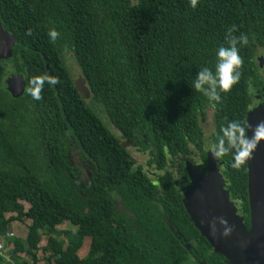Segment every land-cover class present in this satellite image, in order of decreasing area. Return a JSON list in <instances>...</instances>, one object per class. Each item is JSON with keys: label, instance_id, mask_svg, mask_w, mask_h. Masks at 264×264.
I'll return each mask as SVG.
<instances>
[{"label": "trees", "instance_id": "trees-1", "mask_svg": "<svg viewBox=\"0 0 264 264\" xmlns=\"http://www.w3.org/2000/svg\"><path fill=\"white\" fill-rule=\"evenodd\" d=\"M0 16L16 37L14 55L0 60V264H40L41 249L45 264H232L186 208L184 162L193 157L207 172L210 109L213 143L231 120L247 136L254 94L264 101V0L195 7L190 0H0ZM232 25L234 35L248 37L241 79L220 104H209L191 84L214 65ZM52 28L60 33L55 42ZM67 54L102 114L77 89ZM12 74L27 82L19 97L7 88ZM122 139L149 155L156 179ZM77 151L90 171L85 178L73 162ZM233 156L217 159L218 167L250 228L248 161L233 168ZM25 218L27 236H8ZM66 222L75 229L59 230Z\"/></svg>", "mask_w": 264, "mask_h": 264}, {"label": "water", "instance_id": "water-1", "mask_svg": "<svg viewBox=\"0 0 264 264\" xmlns=\"http://www.w3.org/2000/svg\"><path fill=\"white\" fill-rule=\"evenodd\" d=\"M16 37L8 32L0 16V60L14 55ZM261 65L264 57L260 56ZM77 89L84 97L91 92L80 73L74 75ZM14 97L23 95L27 82L23 74H12L6 79ZM264 107V103H261ZM258 114V113H256ZM253 112L248 113L247 136L260 139L247 157L250 203V228L230 199L229 190L219 167L213 166L208 151L207 172L200 165L186 162L190 185L183 191L186 208L201 234L214 250L225 255L232 264H264V133L253 131ZM126 146V144H124ZM218 162V161H217Z\"/></svg>", "mask_w": 264, "mask_h": 264}, {"label": "clouds", "instance_id": "clouds-1", "mask_svg": "<svg viewBox=\"0 0 264 264\" xmlns=\"http://www.w3.org/2000/svg\"><path fill=\"white\" fill-rule=\"evenodd\" d=\"M191 6L195 7L197 0H190ZM236 26L232 25L225 33L224 43L217 47L215 63L213 66L201 67L192 81L191 88L206 98L209 104H220L221 93L227 94L240 82L241 65L243 59L240 55V47L248 42L247 35H234ZM31 34V30L28 31ZM51 42H55L60 33L52 28L48 31ZM49 84H56L55 78L44 77ZM38 98V97H37ZM264 133V123L257 126V134ZM255 147L253 138L245 135V128L237 120L228 121L220 129V134L215 143L210 145V152L214 159L224 157L233 152L232 167L239 168L245 163V157H249Z\"/></svg>", "mask_w": 264, "mask_h": 264}, {"label": "rangeland", "instance_id": "rangeland-1", "mask_svg": "<svg viewBox=\"0 0 264 264\" xmlns=\"http://www.w3.org/2000/svg\"><path fill=\"white\" fill-rule=\"evenodd\" d=\"M262 56H264V54ZM67 65H68L70 71L73 74H75L76 72L80 71V68H79V65H78L77 61L75 60V58L71 54H67ZM262 67L264 68V62H263ZM260 98L261 97L259 96V94L255 93L254 96H253V102L251 103V106H252L251 110H252V112L254 114L253 115V125H252L253 131H257V126L259 124H261V123H264V107L260 106L261 103H263L264 101H259ZM87 103L88 104L92 103V99H91L90 96L87 97ZM91 106L97 112H99V111L101 112V109H100L99 105L95 101L91 104ZM256 113H258V114H256ZM101 114H102V112H101ZM106 122H107V120H106ZM206 123L207 124H205V131H206V139H208L207 140V148H208V150L210 152V145L213 144V137H212L211 133L215 130V127H214L215 120H214V117H213V110L212 109H210L208 111V119H207ZM252 138H253L254 144H258L260 142L259 138L258 139H254L253 136H252ZM122 141H124V143L126 144L127 148H129V150H130V152L132 154V157H133L134 161L136 162V164L141 166V167H143L145 169V171L148 173V175L152 179H156L158 177V175H159L157 173H159V172L155 168H148L147 167L148 166L147 162H148L149 155L146 154V153L141 152L138 147H134L131 144H129L128 142H126L125 139H122ZM210 154H211V152H210ZM72 157H73V160H74L73 161L74 164L79 168V171L81 172L82 176L84 178L89 176L90 171H89L88 166L85 163V161L81 160L80 152L77 151L75 153H72ZM192 158H190L187 161L193 162ZM211 159H212V162H213V166L218 167L217 159H214L212 157V154H211ZM186 162H184V163L186 164ZM171 170L174 172V171H177L178 169H177V167L175 165H172L171 166ZM118 200H119V198H118ZM120 208L124 209V206L123 207L120 206ZM30 223H31V221L29 219H27V218H25L24 221H15L12 224V229H11L10 233H14L15 237H23V238H25L27 236L28 226H29ZM58 228H59V230L63 231L65 229H70V228L75 229V226H72L70 223L66 222V223L60 225ZM46 235L47 234L45 233V235L43 236V241L41 243V247L46 245V243H47V236ZM90 244H91V238H86L84 246L80 250V256L81 257H84L87 254V252L89 251V248H90ZM10 247H12V246H10ZM9 250L10 249L7 247L6 248V255L7 256H8V251ZM39 257H40V264H45L44 253H43L42 249L39 251ZM188 262L190 264H192V260H189ZM188 262H186L185 264H189Z\"/></svg>", "mask_w": 264, "mask_h": 264}, {"label": "built area", "instance_id": "built-area-1", "mask_svg": "<svg viewBox=\"0 0 264 264\" xmlns=\"http://www.w3.org/2000/svg\"><path fill=\"white\" fill-rule=\"evenodd\" d=\"M8 236H14V233H8ZM3 256L4 255V245L2 242H0V256Z\"/></svg>", "mask_w": 264, "mask_h": 264}, {"label": "flooded vegetation", "instance_id": "flooded-vegetation-1", "mask_svg": "<svg viewBox=\"0 0 264 264\" xmlns=\"http://www.w3.org/2000/svg\"><path fill=\"white\" fill-rule=\"evenodd\" d=\"M205 132H206V131H205ZM212 133H213V132H212ZM212 133H211V134H212ZM212 136H213V135H212ZM205 138H206V136H205Z\"/></svg>", "mask_w": 264, "mask_h": 264}]
</instances>
